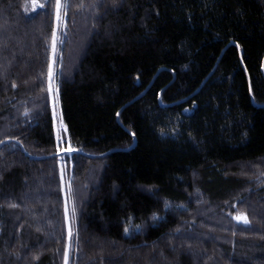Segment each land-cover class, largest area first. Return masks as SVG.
Returning <instances> with one entry per match:
<instances>
[{
  "label": "trees",
  "instance_id": "16d2710c",
  "mask_svg": "<svg viewBox=\"0 0 264 264\" xmlns=\"http://www.w3.org/2000/svg\"><path fill=\"white\" fill-rule=\"evenodd\" d=\"M25 6L0 0V264H264V0H65L62 156L57 0Z\"/></svg>",
  "mask_w": 264,
  "mask_h": 264
},
{
  "label": "rangeland",
  "instance_id": "374dc122",
  "mask_svg": "<svg viewBox=\"0 0 264 264\" xmlns=\"http://www.w3.org/2000/svg\"><path fill=\"white\" fill-rule=\"evenodd\" d=\"M44 1L46 0H26V12L28 14L34 13L39 9H42ZM57 4H60L61 7L56 8V16H55V31H54V40L52 44V52H51V66L48 75V84L49 90L51 94V106H52V114L54 120V131L57 140L58 150L61 151L63 148H67L70 146L69 137L67 134L66 127L64 125L63 114L61 110L59 94H58V86H57V63L59 56L58 44L59 40L61 41V33L65 29V0H57ZM61 170H62V178L64 182V186H68V177L69 171L67 167V163L64 159L60 160ZM239 221H244L245 219H238Z\"/></svg>",
  "mask_w": 264,
  "mask_h": 264
},
{
  "label": "water",
  "instance_id": "95a60500",
  "mask_svg": "<svg viewBox=\"0 0 264 264\" xmlns=\"http://www.w3.org/2000/svg\"><path fill=\"white\" fill-rule=\"evenodd\" d=\"M71 152H77V151L63 150V151L59 152L56 156H62V155H65L66 153H71Z\"/></svg>",
  "mask_w": 264,
  "mask_h": 264
},
{
  "label": "snow or ice",
  "instance_id": "6c2138e0",
  "mask_svg": "<svg viewBox=\"0 0 264 264\" xmlns=\"http://www.w3.org/2000/svg\"><path fill=\"white\" fill-rule=\"evenodd\" d=\"M57 7L59 8V7H61V5L57 4ZM240 218L245 219V221H246V217H238V219H240Z\"/></svg>",
  "mask_w": 264,
  "mask_h": 264
}]
</instances>
